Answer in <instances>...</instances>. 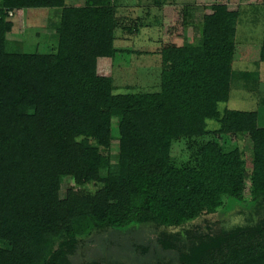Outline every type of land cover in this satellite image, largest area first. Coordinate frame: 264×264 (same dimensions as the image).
<instances>
[{"label":"trees","instance_id":"obj_1","mask_svg":"<svg viewBox=\"0 0 264 264\" xmlns=\"http://www.w3.org/2000/svg\"><path fill=\"white\" fill-rule=\"evenodd\" d=\"M119 8L116 0L82 7L0 0V264H74L94 235L143 225L175 255L145 264H264V127L255 111L218 108L234 81L259 80V72L233 67L240 12L216 3L194 23L178 6L168 39L153 52L159 90L116 95L98 61L118 57L120 30L132 35L139 27L127 25ZM31 9L58 13L43 52L39 43L25 53L11 38L15 13ZM212 119L220 127L208 130ZM225 135L248 143L223 144ZM176 145H184V157L173 153ZM64 179L72 185L62 197ZM233 204L252 211L227 227L216 216ZM74 217L90 223L73 225Z\"/></svg>","mask_w":264,"mask_h":264},{"label":"rangeland","instance_id":"obj_2","mask_svg":"<svg viewBox=\"0 0 264 264\" xmlns=\"http://www.w3.org/2000/svg\"><path fill=\"white\" fill-rule=\"evenodd\" d=\"M156 1L116 0L120 7V15L125 17L126 24L139 25V27L137 32L132 35L120 30L118 35L124 39L116 42V48L121 50L118 57L99 59L98 61L99 75L105 76L113 82L116 88L115 94L129 95L159 90L160 57L153 55V52L162 47L164 39H168V35H164V33L165 28L172 24L171 20L175 17L174 8L187 7L193 16V22L198 23L200 19H203V16L213 13L209 9L211 5L229 4L227 5L228 11L240 12L238 26H236L237 53L234 69L236 72H259L260 78L257 82L255 77L251 78L250 84L241 79L234 81L229 101L220 103L218 108L221 113L226 110L255 111L259 114V125L264 127V62H260L261 45L259 44L264 39V2L260 0H161L163 4L160 7ZM95 2L96 0H66V6L72 7L75 3L90 5ZM56 14L58 15L56 10L47 9L16 12L17 26L11 38L21 41V49L25 53L37 51L39 43L41 44L39 50L43 52L47 37L58 26V21L55 19L57 18ZM134 16L136 18H133ZM164 22H166L165 27ZM191 26L190 40L193 39L194 34L193 24ZM37 33H40L41 37L37 38ZM240 57L245 59H240ZM238 58L241 60V64ZM43 112V108L39 109V113ZM206 127L208 130H215L220 127V123L215 119L208 120ZM221 143L238 144L243 149L248 141L245 138L235 139L225 135L221 137ZM173 153L179 158L184 157V145H176ZM117 156V151L114 148V159H117ZM71 185L70 179L62 181V197H65L66 191ZM249 196L250 193L247 190V200ZM115 197L114 195L113 198ZM251 211L252 208L249 205L233 204L231 207H227L224 211L225 214H218L216 218L225 221L224 224L227 227H233L244 223L246 216L242 214L243 212L250 213ZM70 223L86 225L90 223V220L86 217H74ZM158 234L159 231L152 225H143L127 235L117 234V232L112 235L105 233L94 235L87 240L75 256L71 257V260L74 264L96 259L118 261L124 264H145L160 259L175 258L173 252L163 251L157 245ZM104 237L108 239L104 241ZM91 239L93 240L91 241ZM108 240L119 243V245L107 246L105 242ZM145 251L147 252L145 253Z\"/></svg>","mask_w":264,"mask_h":264},{"label":"crops","instance_id":"obj_3","mask_svg":"<svg viewBox=\"0 0 264 264\" xmlns=\"http://www.w3.org/2000/svg\"><path fill=\"white\" fill-rule=\"evenodd\" d=\"M96 3V2H95ZM227 5H229V4H227ZM70 6H72V4H70ZM82 6H85V3H75V5H74V7H82ZM161 7V6H160ZM174 8V7H173ZM138 9H140V8H138ZM176 10V8H174V12H177V11H175ZM166 11V10H165ZM168 15V14H167ZM148 16V15H147ZM175 16V15H174ZM139 17V16H138ZM168 17H169V15H168ZM171 17V16H170ZM133 18H136L135 16L133 17ZM173 19H174V17H173ZM165 21V20H164ZM199 21H201V19L199 20ZM165 23V22H164ZM238 26V25H237ZM164 27H165V24H164ZM236 36H237V32H236ZM264 40V39H263ZM262 40V41H263ZM236 41V40H235ZM260 45H261V47H262V44H263V42L262 43H259ZM103 59H105V58H103ZM240 59H245L244 57H240ZM239 58H238V61L240 62V64H241V60H240ZM234 67V66H233ZM235 70V69H234ZM240 72H243V71H240ZM259 78H260V73H259Z\"/></svg>","mask_w":264,"mask_h":264}]
</instances>
